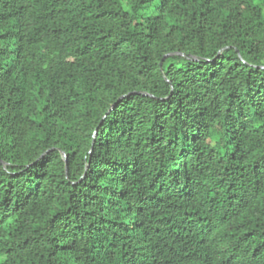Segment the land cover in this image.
Instances as JSON below:
<instances>
[{
    "label": "trees",
    "instance_id": "16d2710c",
    "mask_svg": "<svg viewBox=\"0 0 264 264\" xmlns=\"http://www.w3.org/2000/svg\"><path fill=\"white\" fill-rule=\"evenodd\" d=\"M263 6L0 0V264H264Z\"/></svg>",
    "mask_w": 264,
    "mask_h": 264
},
{
    "label": "rangeland",
    "instance_id": "374dc122",
    "mask_svg": "<svg viewBox=\"0 0 264 264\" xmlns=\"http://www.w3.org/2000/svg\"><path fill=\"white\" fill-rule=\"evenodd\" d=\"M263 12H264V6H263ZM3 259V257L2 256H0V260H2Z\"/></svg>",
    "mask_w": 264,
    "mask_h": 264
},
{
    "label": "water",
    "instance_id": "95a60500",
    "mask_svg": "<svg viewBox=\"0 0 264 264\" xmlns=\"http://www.w3.org/2000/svg\"><path fill=\"white\" fill-rule=\"evenodd\" d=\"M167 55H169V54H167ZM167 55H166V56H167ZM64 158H65V155H64Z\"/></svg>",
    "mask_w": 264,
    "mask_h": 264
}]
</instances>
